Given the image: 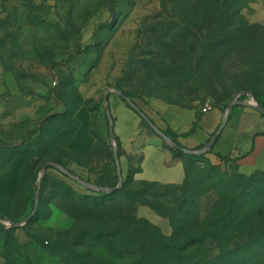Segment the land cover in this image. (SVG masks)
<instances>
[{"label": "rangeland", "instance_id": "obj_1", "mask_svg": "<svg viewBox=\"0 0 264 264\" xmlns=\"http://www.w3.org/2000/svg\"><path fill=\"white\" fill-rule=\"evenodd\" d=\"M117 91L152 113L264 93V0H0V264H264V226L232 256L230 231L190 260L176 251L211 227L228 183L248 181L264 214V174L181 153L182 183L140 181L137 156L107 194L52 165L119 185L105 103Z\"/></svg>", "mask_w": 264, "mask_h": 264}, {"label": "crops", "instance_id": "obj_2", "mask_svg": "<svg viewBox=\"0 0 264 264\" xmlns=\"http://www.w3.org/2000/svg\"><path fill=\"white\" fill-rule=\"evenodd\" d=\"M110 103L113 133L122 153L119 161L123 176L131 170V158L138 156L141 164L135 179L182 183L185 177L182 159L175 158L174 152L161 145L159 138L152 134L151 127L148 128L120 96L111 97ZM152 108L153 113L144 112L148 118L162 131L170 129L184 148L193 151L209 143L218 133L227 111L224 107H216L201 112L198 107L184 108L162 100L155 101ZM213 150L206 157L218 165L233 167L245 177L264 174V115L252 108L237 106ZM113 181L109 180L105 185H113Z\"/></svg>", "mask_w": 264, "mask_h": 264}, {"label": "trees", "instance_id": "obj_3", "mask_svg": "<svg viewBox=\"0 0 264 264\" xmlns=\"http://www.w3.org/2000/svg\"><path fill=\"white\" fill-rule=\"evenodd\" d=\"M123 94L126 97L131 99L130 95H128L126 93H123ZM249 95H252V97L256 100V102L261 107L264 108V93H260V92L249 93L248 92L241 97V100H246ZM227 108H228V106H227ZM227 108L224 110H227ZM141 111L143 112V110H141ZM147 118H148V116H147ZM107 119H108V123L110 124L108 115H107ZM143 121H144V123H147L144 119H143ZM150 121L152 122V120H150ZM163 132L175 144L183 147L178 141V136L175 133H173L170 129L164 130ZM115 141L117 143L118 157L121 158L122 153H121L119 141L117 138H115ZM207 144L199 147L196 151L203 150L207 146ZM172 151L176 155H182L179 151H175V150H172ZM213 151L214 150H212L211 153H213ZM190 157H192V156H190ZM222 159L226 162L229 161L228 158H222ZM113 162L115 164V169L117 171V166H116V162H115L114 157H113ZM253 177H255V176H253ZM247 182L248 181H243L239 185L228 183V184H226L224 189H221V191L222 190L227 191V193H228V196L223 198L220 202L221 207L223 206L224 209H222L221 213L217 212V213L212 214L211 218H213V220H212L213 222L210 223L211 227H209V225L208 226L205 225V229H204L203 233L200 235L201 238L192 239L189 242H187L185 244V246L179 247L176 249L178 254L184 255L183 259L185 258L187 260H190L191 259L190 248H192L194 246L206 245L207 240H213V243L215 241L216 242L215 244H217V243L220 244V240L218 239V237H219L218 235H219L220 231H222L224 233L230 231L231 233H233L235 235L233 237V239L228 241L229 243L234 242V244L236 245L234 247V249H230L228 251L229 256L237 254V252L234 250H237V249L241 250L242 245H244V243L245 244L248 243L246 246H250L251 243L255 241L252 239L254 237H257L255 235V231H257L258 229H260L261 227L264 226V222L262 221V216H264V214L262 213V211L260 209H257L256 204H253L250 202L249 194H247V188H245V186H248ZM126 185H127V182L124 181L123 188H125ZM216 190H218V188H216ZM236 191L238 193H235ZM255 202H257V201H255ZM257 203H259V202H257ZM254 213H256V214H254ZM247 220H249V221L247 222ZM257 239H258V237H257ZM219 248H223V247L220 245ZM184 252H188V253H184ZM246 260H247V258H246Z\"/></svg>", "mask_w": 264, "mask_h": 264}, {"label": "water", "instance_id": "obj_4", "mask_svg": "<svg viewBox=\"0 0 264 264\" xmlns=\"http://www.w3.org/2000/svg\"><path fill=\"white\" fill-rule=\"evenodd\" d=\"M117 94L135 111L137 112L147 123L148 125L151 127V129L158 135L160 136L167 144H169V146L175 150V151H179L180 153L184 154V155H189V156H195V155H207L208 153H210L214 147L215 144L220 136V134L222 133L223 127L225 126V124L228 122L231 113L233 111V109L235 108V106H246L249 108L254 109L256 112L263 114L264 115V108L261 107L259 104L255 103H243L239 100L240 97H242L245 94H242L238 99H236L235 101H233L226 113H225V117H224V121L223 124L221 126V128L219 129L218 133L210 140V142L207 144V146L201 150V151H193V150H188L186 148H183L177 144H175L169 137H167L164 132L159 129L155 124H153L148 118L147 116L141 111V109L128 97H126L123 92L121 91H117ZM105 103L107 105V115L110 121V139L112 142L115 143V136L113 133V118L109 109V98L108 95L105 96ZM115 162H116V166H117V173H118V180H119V185L117 187H102V186H97L91 183H88L86 181L80 180L78 177H76L75 175H73L72 173H70L69 171H67L66 169H64L63 167L57 165V164H52L55 168H57L60 172H62L63 174L67 175L69 178H71L72 180L78 182L79 184H81L82 186H84L85 188L89 189V190H93V191H98V192H102V193H107V194H113L116 193L120 190H122L123 188V184H124V179H123V174H122V168L120 165V161H119V157L117 154V151L115 150ZM48 169V165H45L42 169V173L44 174ZM33 218V216H31L30 218H28L25 223L30 222V220ZM9 225H11L13 228H20L24 225V223H7Z\"/></svg>", "mask_w": 264, "mask_h": 264}, {"label": "built area", "instance_id": "obj_5", "mask_svg": "<svg viewBox=\"0 0 264 264\" xmlns=\"http://www.w3.org/2000/svg\"><path fill=\"white\" fill-rule=\"evenodd\" d=\"M253 104H255V103H253ZM207 111V110H206Z\"/></svg>", "mask_w": 264, "mask_h": 264}]
</instances>
